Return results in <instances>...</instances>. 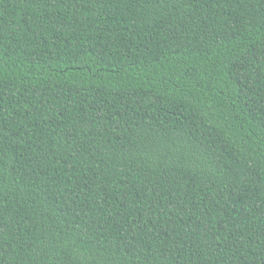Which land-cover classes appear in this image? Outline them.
I'll use <instances>...</instances> for the list:
<instances>
[{
  "label": "trees",
  "instance_id": "1",
  "mask_svg": "<svg viewBox=\"0 0 264 264\" xmlns=\"http://www.w3.org/2000/svg\"><path fill=\"white\" fill-rule=\"evenodd\" d=\"M0 264H264V0H0Z\"/></svg>",
  "mask_w": 264,
  "mask_h": 264
}]
</instances>
